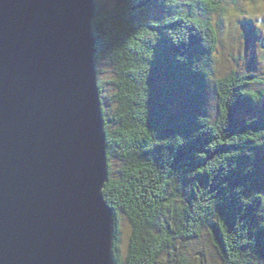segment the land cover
I'll return each mask as SVG.
<instances>
[{"label": "trees", "instance_id": "1", "mask_svg": "<svg viewBox=\"0 0 264 264\" xmlns=\"http://www.w3.org/2000/svg\"><path fill=\"white\" fill-rule=\"evenodd\" d=\"M95 1L115 264H264V117L237 114L262 93L252 73L215 78L211 67L221 42L211 18L227 11L216 0ZM204 239L215 257L192 249Z\"/></svg>", "mask_w": 264, "mask_h": 264}, {"label": "water", "instance_id": "2", "mask_svg": "<svg viewBox=\"0 0 264 264\" xmlns=\"http://www.w3.org/2000/svg\"><path fill=\"white\" fill-rule=\"evenodd\" d=\"M95 0H0V264H115Z\"/></svg>", "mask_w": 264, "mask_h": 264}, {"label": "rangeland", "instance_id": "3", "mask_svg": "<svg viewBox=\"0 0 264 264\" xmlns=\"http://www.w3.org/2000/svg\"><path fill=\"white\" fill-rule=\"evenodd\" d=\"M103 9H108L115 0H98ZM185 1V0H184ZM225 15H213L211 20L217 27L221 42L218 51L212 59L213 77L224 76L231 69H240L252 73L256 82L251 87L262 93L255 103H242L238 108L239 118L264 117V0H216ZM254 31L258 33L255 35ZM257 37V38H256ZM107 76V75H106ZM256 76L258 77L256 79ZM263 79V80H262ZM204 100L205 110L211 116L215 115V93L208 87ZM260 165L263 167L261 178L257 184L260 191L264 192V149L260 152ZM117 166V163H116ZM123 230V246H126L130 236V223L126 216L121 217ZM200 244H191L205 250L207 257H215L212 246L204 239ZM194 250V251H195Z\"/></svg>", "mask_w": 264, "mask_h": 264}]
</instances>
